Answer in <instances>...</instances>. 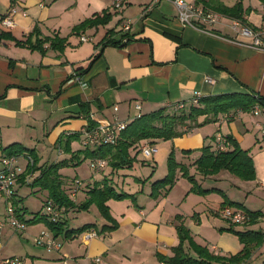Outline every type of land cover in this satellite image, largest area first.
<instances>
[{"label": "crops", "instance_id": "1", "mask_svg": "<svg viewBox=\"0 0 264 264\" xmlns=\"http://www.w3.org/2000/svg\"><path fill=\"white\" fill-rule=\"evenodd\" d=\"M81 1L84 0H75L70 9L79 6ZM199 1L210 3V0ZM240 1L243 9L249 10L243 15L244 21L254 29L259 28L264 16V3L259 0L246 3L244 0H216L215 4L230 8ZM149 2L124 0L122 10L116 13L111 6L112 0H85L83 5L87 11L75 25L102 12L109 13L111 18L104 26L82 31L76 35L75 42L68 39L63 53L50 49L48 44L40 53L16 47L10 40H0V170L2 149L13 143L36 153L35 145H30L36 128H41V136L47 137L52 146H56L62 137L66 139L78 134V142L70 141L66 145L63 141L58 145L63 151L83 152L81 131L89 125L110 123L114 116L129 123L138 115L190 105L196 98L250 92L264 97L263 52L236 44V40H248L239 38L225 23L208 28L214 35L182 25L175 7L168 1H162L151 12L144 13ZM67 3L69 0H15L13 4L10 0H0V18L11 6L18 8L13 18L14 28L2 33L23 41L37 27L40 38H66L61 36L59 24L66 14ZM126 23H129L128 31L123 30ZM82 36L90 40L78 44V38ZM122 39H127L122 46L103 45L108 40L118 42ZM94 56L97 57L93 60ZM76 77L80 81H76ZM207 78L212 80L211 84L206 82ZM137 105L140 106L139 111L135 109ZM215 124L217 127L210 139L207 133L208 139H203L195 127L189 130V136L173 139L171 150L193 151L191 155L180 153L177 164L195 170L193 163L200 156L199 150L204 146L215 149L216 134L231 136L237 144L243 142V136L251 138L252 133V142H258L260 136L264 139L261 119L250 113L238 111L219 115ZM222 125L226 126L223 133ZM241 149L249 152L248 147ZM71 153L62 155L64 157L58 162L67 161L68 166H74L82 155L71 159ZM129 155L132 157L130 150ZM25 166L26 163L22 166L24 171ZM110 171L113 173L115 170ZM35 174L37 177L39 172ZM166 174L150 183V191L145 194L146 200L142 205L137 203L135 193L131 194L135 195L133 202L107 201L108 218L103 217L99 225L94 224L91 228L97 233L96 238L84 241L83 233L78 235L79 241L67 239L72 241L65 249L57 250L54 256L36 253L30 257L31 260L19 258L23 264H162L157 256H172L171 249L178 244L176 226L180 221L189 230L193 241L206 247L211 254L231 256L240 252L242 245L238 238L227 231H220L231 225L220 215L222 204L224 201L240 204L239 201H233L227 195V198L224 195V200L207 195L197 200L199 203H195L197 206L192 215L183 214L179 210L180 199L173 196V188L168 192L161 191L157 198L149 196L151 184ZM98 175H102L100 180H95L92 187L88 183L90 188L87 192L107 180L104 170ZM180 176L178 171L176 182ZM216 180L215 177L201 178V181ZM65 184L70 190L71 184ZM200 186L204 190L215 189L203 184ZM257 186L264 190L263 183ZM189 190L190 187L183 202L192 197ZM78 194L79 190L73 198ZM14 201L23 214L25 209L19 206L17 195ZM117 204L123 208L111 209ZM63 211L61 218L68 210ZM4 218L5 208L0 215V219ZM111 225L115 228L107 227ZM253 228L256 227H235V230ZM8 242L5 241V245L0 242V254ZM258 253L259 248H256L252 255L257 256Z\"/></svg>", "mask_w": 264, "mask_h": 264}, {"label": "trees", "instance_id": "2", "mask_svg": "<svg viewBox=\"0 0 264 264\" xmlns=\"http://www.w3.org/2000/svg\"><path fill=\"white\" fill-rule=\"evenodd\" d=\"M264 3V0H259ZM13 4L15 0H10ZM197 4H203L208 7L211 3H201L199 0H195ZM212 5V4H211ZM211 9L229 19H238L247 24L244 19V13L249 10H244L241 1L236 3L232 7H225L220 4H215ZM111 18V15L107 12H102L101 15H95L90 19H86L81 23L75 25L71 33L80 35L82 31L88 28L104 26ZM248 25V24H247ZM0 40H10L14 42L16 47L25 48L30 51H38L43 53V46L48 44L49 48L63 53L67 46V40L65 38L45 37L40 38V32L37 27L27 35L25 40L19 41L12 38L8 33H1ZM122 40L118 42L109 41L103 45L122 46ZM127 42V39H126ZM97 56L93 57V60ZM92 60V61H93ZM256 105L264 108V97L255 95L250 92L248 94H224L209 96L204 98H197V104L193 102L190 105H182V108L173 107L170 110L160 109L149 114L138 115L132 121H130L126 128L121 131L116 139L114 145H103L96 149H83V152L71 153L70 150L66 152L71 153L72 158L82 155L81 160L76 162L74 166L80 164L86 159H104L110 165L112 170H119L122 168H131L135 157H130L129 150L140 152V148L143 144H155L157 141H166L182 137L190 129L205 124L207 122H215L219 115H230L238 111L243 113H249ZM204 117V120L199 123L198 119ZM92 127V125H89ZM78 134H74L66 138L65 140L59 139V143L65 142L69 145V142L78 138ZM225 141L228 144V149L225 151L212 150L210 146L202 147L199 152V158L193 163L195 169L200 175L206 177L219 173L220 171H227L230 174L238 177L241 180L249 181L255 176L254 166L252 159L248 152L241 149L237 142L231 136H225ZM230 147V148H229ZM3 153H6L5 157L9 156H25L32 160L31 165H27L25 168V175H31L35 172H39V175L33 179V182L29 185L32 188H38L48 193V200L53 202L58 208L69 210L75 208L76 205L68 199L63 190V181L61 175L58 173L62 167L68 166L67 161H61L53 163L48 167H38L37 158L33 150H29L18 143H13L2 149ZM188 153V151H184ZM179 170L183 177L188 178L189 181L194 182L193 177L187 175V168L183 165L177 164L170 153L168 157L167 174L164 178L157 180L151 184V192L149 196L151 198H157L161 191L168 192L172 187L175 180V172ZM24 179V178H23ZM22 179V183H23ZM215 190V189H214ZM191 192L207 194L210 190H203L201 187L192 186ZM213 191V190H211ZM88 201L83 203L78 208L86 209L89 205L95 203L99 208L101 214L108 218V207L106 202L109 200L134 201L135 195L127 194L124 192L118 193L113 187L107 184V180L104 179L102 184L94 186L88 191ZM47 200V201H48ZM17 202L14 201V205L17 207ZM222 208L226 206L239 205L224 201ZM245 226L254 225L257 219L260 217L258 212L246 211ZM181 220V218H177ZM46 222L51 230H54V237L63 232L64 238L71 239L77 234L91 230L94 224H85L76 229L63 230L65 224L61 220L58 222H47L43 217H38L35 214L32 220L27 223ZM111 229L115 228L114 225L107 226ZM220 231H227L238 238L239 243L242 245V249L235 255L231 256H217L211 254L206 247L197 245L189 232L183 224L176 226V232L178 236V244L171 249L172 256L164 257L158 255L157 258L162 264H248L253 251L258 248L263 242L264 234L255 230H235L234 225H230L228 229Z\"/></svg>", "mask_w": 264, "mask_h": 264}, {"label": "rangeland", "instance_id": "3", "mask_svg": "<svg viewBox=\"0 0 264 264\" xmlns=\"http://www.w3.org/2000/svg\"><path fill=\"white\" fill-rule=\"evenodd\" d=\"M73 2H70L67 8L64 9L66 14H64V18L62 19L61 24H59V27L61 28V36L66 37V40H70L71 42H75L77 39V36L73 33H71L73 27L75 26V23H77V19L83 17L85 15V12L87 11L86 7L83 5L85 3L84 1H81L79 6H76L75 8L70 9L73 7L75 0H71ZM216 0H210L211 6L215 5ZM248 0H244L246 3ZM253 2V0H252ZM86 4V3H85ZM79 42H80V38ZM20 48V47H19ZM219 117V116H218ZM217 117V118H218ZM204 120V117H200L198 119V122L201 123ZM132 121V120H129ZM215 122H207L205 124H202L200 126L195 127L194 129L197 131L196 133H201V137L203 139H210L212 136L216 124ZM215 124V125H214ZM225 125L221 126V132L223 133L225 131ZM35 136L32 141V144L35 145V157L37 158V164L38 167H48L51 164L58 162L62 160L64 156L68 154L65 150L63 151V148L58 145L57 142L56 146H52L47 141V137L41 136V128H36L35 130ZM256 132V131H255ZM209 134L207 137L205 136ZM191 133L188 131L183 136H189ZM253 134L251 138L253 139ZM182 136V137H183ZM243 136V135H242ZM243 142L239 143V147H248L249 148V156L252 159V164L254 166V172L255 176L252 180L244 181L239 179L238 177L230 174L227 171H220L219 173L211 176L206 177H215L217 179L216 181H201V178L204 176L200 175V173L194 168H187L188 172L187 175L193 177L194 182H191L188 180V178L180 176L181 178L176 182V175L179 170L175 172V180L171 188H173V196H175V199L179 198L181 201V207L179 210L184 214H193V209L197 206L195 203H199L197 201L199 198H203L207 195L215 196L219 200H224V195L228 196L233 201H239L240 204L239 207L231 206L234 210H239L241 212L249 211L245 207H249L251 210H255V212H258L260 214V217L257 219L254 226L256 228H253L252 230L262 232L264 234V190L258 189L257 184L263 183L264 184V139L260 136L258 139L259 141L252 142L249 138V136H243ZM181 138V137H178ZM65 140L64 137L60 138ZM177 139V138H175ZM46 140V141H45ZM78 142V139H73L71 142ZM173 139L166 140V141H157L155 145L153 146L155 148V152L153 154V157L149 160L145 159L140 152L135 153V151L130 150V153L132 157H135V160L133 161V167L131 169L129 168H122L119 170H115L113 173H111V167L108 165L106 161V165L104 167V173L105 177L107 178V184L114 188V190L118 193L124 192L128 194H134L136 195V200L139 205H142L144 201L146 200L145 194L150 191V183L155 180L156 178L163 177L165 173H167V167H168V157L171 153L172 159L176 162V160H180V153L183 155H191L193 151H188V153H184V151L179 152L175 148V150H171V147L173 144ZM240 147V148H241ZM61 152V153H60ZM63 153V154H62ZM6 153L2 152V156L5 157ZM25 156H20L19 159V166L22 168V166L26 163ZM96 159H86L85 161L81 162L80 164L73 166H65L62 167L59 170V174L61 175L62 179H64L66 182L70 183L71 189L66 188V184L64 185L63 181V190L65 194L67 195L68 199L71 200L76 207L72 208L73 210L69 209L66 214L64 213L62 219V222L65 224L62 226L63 230L66 229H76L84 225L85 223H92L95 225H99L101 219L104 217L99 208L95 203L89 205L86 209H80L78 206H81L83 203L88 201L89 195L87 190L90 188L89 185L94 184L95 180H100L99 177L102 175H98L99 172H96L92 165H94V161ZM177 163V162H176ZM30 175H25V171H23L17 178L14 185V191L15 195H17L19 199V206L23 207L25 211H23V219L28 222L29 220H32L35 214H38V217H40L41 210L45 202L48 200V193L44 190H39L38 188H32L29 186L32 182L34 177H36V174H31V177L28 178ZM152 177V178H151ZM24 178V179H23ZM23 179V183H22ZM152 179V180H151ZM28 180V183L26 182ZM88 183H90L88 185ZM79 184V194L76 198H73L75 193L74 187L76 188V185ZM200 184H203V186H209L214 187L215 190L209 189L210 193L207 194H200V193H194L189 190V193L191 194L190 199L183 202V199L185 197L186 192L188 191V188L192 186L195 187H201ZM212 185V186H211ZM202 189V188H201ZM220 189V190H218ZM204 190V189H203ZM213 190V191H211ZM222 190V191H221ZM87 192V193H86ZM72 197H71V196ZM226 196V198H227ZM216 199H212L211 201H215ZM124 201V200H123ZM131 201V200H130ZM133 202V201H131ZM218 202V201H217ZM242 203V204H241ZM244 204V206H243ZM121 205H113L111 209H119ZM243 207V208H242ZM123 208V207H121ZM22 209V208H21ZM62 212H64L63 208H61ZM4 206L3 202H0V215L3 214ZM253 212V211H250ZM47 222H51L50 219L45 218ZM26 227L24 231L22 232H15L13 229L9 228L8 226H5L3 228V233L0 236V242L5 245V241H9L8 244L4 247L3 252L0 254V258H9L10 255H13L14 257H19L29 259L31 260L32 255H36V253H40L43 256H49L54 254H57L56 250H47L44 247H41L40 245L35 243V238L40 235L41 232H48L54 239L56 244H59L60 248L62 249L67 247V244L73 241H79L78 235L73 237L72 240H67L64 238L63 232L57 236L54 237V230H51L50 227L47 225L46 222H37V223H26ZM180 224H183L182 221H180ZM226 224V222H225ZM184 225V224H183ZM233 225V224H232ZM235 227H239L241 229L245 228V223L240 225H234ZM253 226V225H251ZM87 232V231H86ZM86 232H82L86 233ZM193 239V238H192ZM259 253L257 256H251L248 264H264V238L261 245L258 247ZM24 259V260H25Z\"/></svg>", "mask_w": 264, "mask_h": 264}, {"label": "built area", "instance_id": "4", "mask_svg": "<svg viewBox=\"0 0 264 264\" xmlns=\"http://www.w3.org/2000/svg\"><path fill=\"white\" fill-rule=\"evenodd\" d=\"M162 1H168L175 7L180 23L186 27L195 29L202 33L208 35H214L209 27L215 25L224 24L227 26L233 33H235L239 38L248 40V42H243L236 40V44L249 47L255 51L264 53V16L262 25L254 29L249 25L245 24L238 19H229L212 9L205 7L202 4L190 3L185 0H150V2L145 6L144 13L151 12L152 9L157 6ZM124 0H112L111 6L116 13H119L122 10ZM18 8L16 6H11L6 15L0 18V34L4 30H11L14 28V16L17 14ZM23 16L26 14L23 12ZM129 23H126L123 26L124 31L129 30ZM87 37H80L81 42L89 41ZM122 44L126 43V39H122ZM76 81H80L76 77ZM207 83H212V80L207 78ZM82 85H85L82 83ZM194 104H197V98L193 100ZM178 108H182V105H178ZM137 111L140 110V106H135ZM116 111L117 108L115 107ZM252 116L258 117L262 121V130L264 132V108L256 105L249 112ZM128 122L120 121L117 117H113L110 123L106 124H97L92 127L85 128L81 131V147L83 149H96L103 145H114L116 139L121 131H123ZM153 144L145 143L140 148V153L142 156L149 160L152 158L155 148ZM228 149V144L224 139V136L221 134L215 135V150L225 151ZM20 156H9L3 157L1 159L2 169L0 170V202L4 203L5 208V218L0 219V236L5 225H8L15 232H22L26 227V221L22 217V213L14 205V185L16 178L24 171L20 168L19 162ZM26 166L32 164V160L29 157H25ZM93 168L96 172L104 169L106 161L104 159H96L94 161ZM25 166V167H26ZM31 175L28 177L30 178ZM28 183V180L26 181ZM79 184L74 187L75 191L78 190ZM220 215L222 218L226 219L233 225L244 224L246 221L245 213L234 210L230 207H224L220 210ZM62 210L58 208L53 202L46 201L42 207L40 217L48 218L51 222H58L61 219ZM97 233L94 230L87 231L83 240L88 241L92 238H96ZM35 243L44 247L47 250H59V244H56L55 239L48 234V232H41L38 237L35 238ZM0 264H23V261L19 257H12L1 259Z\"/></svg>", "mask_w": 264, "mask_h": 264}]
</instances>
